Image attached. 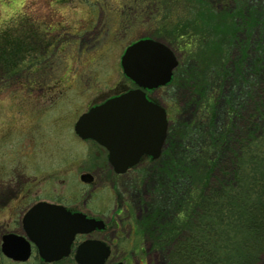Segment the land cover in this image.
<instances>
[{
    "label": "rangeland",
    "instance_id": "1",
    "mask_svg": "<svg viewBox=\"0 0 264 264\" xmlns=\"http://www.w3.org/2000/svg\"><path fill=\"white\" fill-rule=\"evenodd\" d=\"M138 1L0 0V30H7L22 42L32 41L28 48L34 52L26 54L28 57H25L24 66L35 67V71L28 73L25 70L13 79L0 82V202L10 196L6 201L7 208H0V233L6 228H13L12 219L19 217L36 200H67L71 203L68 199L71 197L86 213L103 219L105 230L95 231L91 236L103 239L111 247L113 260L124 264H144L146 256L142 252L149 250L151 264H168L165 254L168 250L154 249L139 225V219L146 211L149 185L163 181L164 173L149 164L141 179L136 172L143 165L125 175L113 174L108 163L101 161L99 148L91 141L79 139L72 125L79 113L86 109L87 103L102 92L130 86L120 71V55L130 41L147 37L155 31V22H151L149 13L146 20L139 19ZM163 1L159 7L161 13L166 11ZM154 4L153 1L150 7H155ZM244 4L243 12H248L247 1ZM180 5L182 11L183 2ZM221 7L228 11L232 5H225L222 1L219 5L216 3L215 9ZM214 27L215 34L220 36V31H217L219 25ZM212 35L209 36L211 42L206 44L212 43L217 47L213 40L216 36ZM250 37L256 43L261 40L257 30ZM207 45L210 50L211 45ZM200 46L203 42L194 47L189 55L173 48L179 59V71L182 72L181 82L175 86V96L168 86L149 93L166 108L169 125L176 123L173 125L176 134L182 132L179 128L183 122L195 118L199 107L197 97L201 88L199 81L196 84L193 78H188V68L193 65L202 70L206 65L217 66L220 59L210 58L207 55L209 50ZM206 74L208 80L214 79V69L209 68ZM229 83L230 78L224 93L230 88V91L236 90ZM253 105L254 102L247 104L246 109L252 112ZM220 118L217 117L216 121L222 128L224 124ZM242 123L243 119L239 122L240 127H243ZM174 140L173 145L183 151L184 146H179L178 139ZM260 140L264 141V129L257 141ZM232 146L227 147L223 158L228 156ZM237 153L238 157L244 155L245 167L240 171L241 163L239 171L235 169L234 175L230 176L232 181L228 183L236 189L242 187L239 184L242 185L243 178L248 181L249 169L258 176H262L263 169L253 170V162L247 153L242 152V146ZM202 169L198 164L196 170L201 172ZM218 169L214 171L215 175L226 176L227 163L220 160ZM82 174L93 175L94 184L82 181ZM12 176L19 177L14 180ZM136 179H139L138 182ZM117 210L120 213H116ZM247 237L246 232H239L232 239L237 254L242 249L240 243ZM223 244L227 245V242ZM221 255L228 260L234 256L232 252H222ZM0 264L13 263L0 257ZM65 264L76 263L69 259ZM256 264H264V251Z\"/></svg>",
    "mask_w": 264,
    "mask_h": 264
},
{
    "label": "trees",
    "instance_id": "2",
    "mask_svg": "<svg viewBox=\"0 0 264 264\" xmlns=\"http://www.w3.org/2000/svg\"><path fill=\"white\" fill-rule=\"evenodd\" d=\"M221 1L232 5L231 9H215ZM245 1L246 8L250 7L248 12H243ZM138 2L139 19L146 20L149 13L151 22H155V31L147 36L170 46L175 42L173 48L189 55L201 42L200 47L207 49L206 43L211 42L209 36L213 34L218 46L209 43L211 49H207V55L213 59L220 57L217 66L206 65L202 70L193 65L188 68V78H193L196 84L199 81L201 88L197 114L193 120L183 122L179 134L174 130L176 123L170 124L160 157L137 172L140 178L146 166L152 164L164 173L163 181L149 185L146 211L139 219L140 230L154 249L168 250L165 253L168 264H256L264 251V141H257L264 129V0H171L170 3L164 0L163 13L159 10L161 0ZM215 24L219 25L220 36L215 34ZM256 30L261 36L259 43L250 37ZM30 42H22L7 30H0V82L13 79L25 70L32 72L34 66H24L26 54L34 52L28 48ZM179 67L168 84L173 95L176 84L181 82ZM209 68L214 69L211 80L206 78ZM229 78V85L236 90L230 88L224 93ZM253 102V110L249 112L246 105ZM220 116L222 128L216 121ZM242 119L243 127H240ZM174 139L186 151L175 147ZM232 144L229 153L233 154L223 158ZM241 146L253 162V170L263 169L262 176L249 169L248 181L243 178L242 185L239 184L242 187L236 189L228 182L241 163L240 171L245 167L244 155H237ZM220 160L227 163L226 176L214 173L219 170ZM198 164L204 172L196 170ZM239 232H246L248 237L240 243L242 249L237 254L232 239ZM222 252H232V260L224 259Z\"/></svg>",
    "mask_w": 264,
    "mask_h": 264
},
{
    "label": "water",
    "instance_id": "3",
    "mask_svg": "<svg viewBox=\"0 0 264 264\" xmlns=\"http://www.w3.org/2000/svg\"><path fill=\"white\" fill-rule=\"evenodd\" d=\"M119 61L121 71L136 87L82 113L74 130L80 137L93 138L105 146L114 171L123 173L142 154L155 158L160 153L166 135V113L158 103L147 99L143 90L166 84L177 59L166 44L140 38L125 48ZM22 220L28 233L35 229L39 234L30 239L45 261L67 254L76 233L104 228L102 220L85 217L80 212L71 213L62 205L45 201L34 204ZM14 237L12 234L4 237L2 252L13 259L25 260L29 254L28 241L17 236L19 242ZM108 254L109 248L103 242L87 239L79 244L74 258L79 264H103Z\"/></svg>",
    "mask_w": 264,
    "mask_h": 264
},
{
    "label": "flooded vegetation",
    "instance_id": "4",
    "mask_svg": "<svg viewBox=\"0 0 264 264\" xmlns=\"http://www.w3.org/2000/svg\"><path fill=\"white\" fill-rule=\"evenodd\" d=\"M127 88L124 87V88H121V89H116V91H113V92H102L103 94H100L98 95L97 98L95 99H92L89 104L87 103V107L84 111L88 110L91 106L93 105H96V104H99L101 102H103L104 100H106L107 98L109 97H112V96H115V95H118L120 93H122V91H124L125 89ZM149 96V94H148ZM85 141H91L93 144H95L98 148H99V153L100 155L102 156L101 157V161H105L108 163V158H107V150L100 144H98L97 142L91 140V139H85ZM144 159H150V157H145ZM108 168L111 169V171L113 172L112 170V167L109 165L108 163ZM131 170V169H130ZM113 174H115L113 172ZM117 175V174H116ZM20 176V175H19ZM19 176H12V179L16 180ZM81 177V176H80ZM85 181L87 183H91L92 185L94 184V178H93V175L89 174V175H83ZM10 196H8L6 199H4V201L0 202V208L3 206V208H7L6 206L8 205V202L7 199L9 198ZM68 199H71V203H69L67 200L66 201H63V202H55V203H58V204H62V206L64 205L68 210H70L71 212H83V214L85 213L87 216H93V215H89L88 213H86L83 209H81L80 207H78V202L76 199L74 198H71V197H68ZM41 200V199H40ZM38 201V200H36ZM35 201V202H36ZM35 202L31 203L29 206H27L24 211L19 215V217H17L16 219H12L14 221H12L13 223V228H6L4 231H2L0 233V257H3V258H6L8 260H10L13 264H65L69 259H71L72 261H74L76 263V261L74 260V254H75V251H76V247L86 238H91L93 236H91V233L90 234H76L75 237L73 238V240L71 241L70 245H69V250H68V254L66 256H61L60 258H58L57 260L55 259L54 261L50 262V263H46L44 262L41 257H40V254H39V251L37 250L38 248L36 247V245L30 241V246H29V257L26 259V260H13L7 256H5L2 252H1V243L3 241V237L6 235V234H12L14 235V240L16 241H21V239H19L17 236H20V237H24L26 238L27 240H30L29 238L33 236L34 237H38L39 234L36 233L34 230L33 232H27V229L26 228V225H24L23 223V215L25 214V212L27 211V209L32 206ZM53 202V201H52ZM116 213H120L118 210L116 211ZM95 218H101V217H97L95 216ZM102 219V218H101ZM105 230V229H104ZM95 231H103V230H95ZM93 231V232H95ZM92 232V233H93ZM31 235V236H30ZM93 238H96V237H93ZM102 241H104L103 239L101 238H98ZM105 242V241H104ZM140 252H142L140 250ZM144 254V256H146V260H145V263L144 264H151L150 263V259H149V250L147 251H143L142 252ZM32 259L33 261L27 263L28 260ZM119 260H113V258L111 257V251H110V254L109 256L106 257V260H105V264H113L115 262H117ZM77 264V263H76ZM124 264V263H123Z\"/></svg>",
    "mask_w": 264,
    "mask_h": 264
}]
</instances>
